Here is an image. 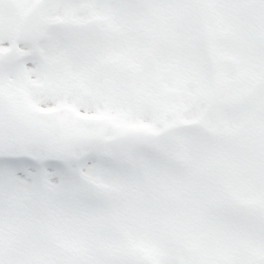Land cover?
Masks as SVG:
<instances>
[{
	"label": "snow or ice",
	"instance_id": "snow-or-ice-1",
	"mask_svg": "<svg viewBox=\"0 0 264 264\" xmlns=\"http://www.w3.org/2000/svg\"><path fill=\"white\" fill-rule=\"evenodd\" d=\"M0 264H264V0H0Z\"/></svg>",
	"mask_w": 264,
	"mask_h": 264
}]
</instances>
